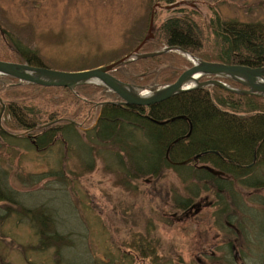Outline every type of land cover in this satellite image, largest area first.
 Masks as SVG:
<instances>
[{
  "label": "rangeland",
  "instance_id": "1",
  "mask_svg": "<svg viewBox=\"0 0 264 264\" xmlns=\"http://www.w3.org/2000/svg\"><path fill=\"white\" fill-rule=\"evenodd\" d=\"M172 1L0 0V30L35 52L45 68L71 73L133 53L140 40L154 37L160 23L179 16L177 9L194 11L204 23L216 11L224 20L264 24V0ZM139 87L146 94L156 91ZM74 149L65 153L58 145L38 153L0 142V173L8 187L24 208L44 206L69 241L58 257L53 249L32 252L37 237L27 218L20 208L2 203L0 213L10 218L0 219V264H150L126 249L134 234L157 247L158 264H264V189L234 184L233 193H222L224 206L212 186L205 190L196 180L191 185L198 190L190 194V183L171 169L133 179L115 165L112 153H106L115 150L107 146L92 148L97 152L93 168L83 173ZM59 169L60 179L27 182L29 176ZM258 175L264 178V168ZM187 199H195L196 206L183 212L178 207ZM255 223L262 226L257 240ZM239 225L252 241L241 238ZM232 253H240V260L233 261Z\"/></svg>",
  "mask_w": 264,
  "mask_h": 264
},
{
  "label": "trees",
  "instance_id": "2",
  "mask_svg": "<svg viewBox=\"0 0 264 264\" xmlns=\"http://www.w3.org/2000/svg\"><path fill=\"white\" fill-rule=\"evenodd\" d=\"M177 12L179 16L160 23L152 39L144 40V37L139 41L138 45L144 41L140 53L177 47L208 63L250 69L264 67L263 23L224 20L216 11H212V16L204 23L194 11L183 8ZM0 61L44 67L35 52L20 45L5 30H0ZM191 66L185 57L171 52L135 60L115 69L111 75L126 84L157 90L173 84ZM223 82L243 89L230 81ZM0 100L4 106L0 114V142L38 153L58 145L67 153L74 145L73 153L83 173L91 172L93 155H97L92 148L99 145L114 149L106 153H112L115 165L133 179L155 178L164 169H171L190 185L191 180H196L205 190L212 186L224 206L227 204L222 203V193H233L234 184L241 188L264 189V178L258 175L259 169L264 168L262 97L210 87L188 91L152 106H127L116 94L98 85H85L71 91L0 76ZM195 157L201 164L232 175L233 180L216 178L187 165L171 164ZM4 174L0 173V204L7 202L22 210L37 237V246L32 252L53 249L58 257L69 242L60 233L59 223L50 221L51 214L45 212L44 206L37 211L24 208L18 195L6 184ZM62 176L59 169L29 176L27 182L37 185L47 177L60 179ZM197 190L191 185L189 192L194 195ZM195 199L183 201L178 208L187 210ZM9 218L6 213H0L1 220ZM257 224L255 240L257 233L262 232L261 224ZM238 228H242L247 242L252 241L242 226ZM125 244L140 261L159 263L157 247L147 238L134 234Z\"/></svg>",
  "mask_w": 264,
  "mask_h": 264
},
{
  "label": "water",
  "instance_id": "3",
  "mask_svg": "<svg viewBox=\"0 0 264 264\" xmlns=\"http://www.w3.org/2000/svg\"><path fill=\"white\" fill-rule=\"evenodd\" d=\"M153 25V17L150 18L149 32ZM148 37H146V40ZM142 43L134 49L133 53L109 64L92 70L79 72H59L45 67H31L26 64H17L0 61V76L12 77L18 81L38 85L41 87H62L71 91L85 85H98L116 94L121 102L127 106H152L166 101L176 95L192 91L218 87L229 93L245 96L264 98V67L250 69L242 66H228L216 63L204 62L186 51L177 48H164L161 51L141 54L139 49ZM175 52L191 58V67L179 75L173 84L167 85L149 94L144 93L143 87L123 83L114 78L111 73L130 62L140 59L153 58L159 55ZM203 78H211L201 81ZM221 80L238 84L243 89L234 88ZM192 84L189 87L188 85ZM1 115L4 106L0 100ZM0 115V116H1ZM213 174L212 170L207 169Z\"/></svg>",
  "mask_w": 264,
  "mask_h": 264
},
{
  "label": "flooded vegetation",
  "instance_id": "4",
  "mask_svg": "<svg viewBox=\"0 0 264 264\" xmlns=\"http://www.w3.org/2000/svg\"><path fill=\"white\" fill-rule=\"evenodd\" d=\"M171 164H172V165H177V166L187 165V166H189V167H191V168H193V169H201V170H203V171L209 173L210 175H212L213 177H216V178H223V179H225L226 181H231V180H233V176H232V175H228V174L222 173V172H220V171H217V170H215L213 167H211L209 164H201V163H199L197 157H195V158H193V159H190V161H185V162H183V163H179V164H177V163H171ZM207 169L212 170V171H213L214 173H216V174L211 173V172L208 171ZM194 205H195V204H194ZM194 205L190 206V208H188L187 210H183V212H186V211H188L189 209L193 208ZM198 205H199V204H198ZM195 206H196V205H195ZM185 214H186V213H185ZM242 236H243V237H241V238L247 241L246 237H244V235H242ZM258 241H259V239H258ZM227 245H230V243L227 244ZM230 248H231V247H230ZM239 254H240V253H237L236 255H234V253H232L233 261H234V260H238V259L240 260V256H241V255H239ZM237 258H238V259H237Z\"/></svg>",
  "mask_w": 264,
  "mask_h": 264
},
{
  "label": "bare ground",
  "instance_id": "5",
  "mask_svg": "<svg viewBox=\"0 0 264 264\" xmlns=\"http://www.w3.org/2000/svg\"><path fill=\"white\" fill-rule=\"evenodd\" d=\"M189 59V61H192V59L191 58H188ZM192 84H190V85H188V86H186V87H189V86H191Z\"/></svg>",
  "mask_w": 264,
  "mask_h": 264
}]
</instances>
